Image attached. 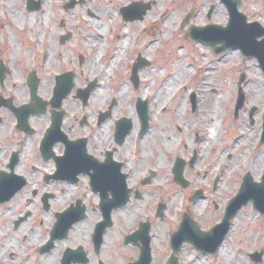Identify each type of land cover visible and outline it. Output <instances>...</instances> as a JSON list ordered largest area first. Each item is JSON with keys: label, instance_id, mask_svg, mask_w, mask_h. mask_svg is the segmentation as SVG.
Here are the masks:
<instances>
[{"label": "flooded vegetation", "instance_id": "1", "mask_svg": "<svg viewBox=\"0 0 264 264\" xmlns=\"http://www.w3.org/2000/svg\"><path fill=\"white\" fill-rule=\"evenodd\" d=\"M22 1L30 14L45 3L38 0L39 10L28 11ZM87 2L73 9L63 3L61 9L72 16ZM218 4L227 14L226 5ZM126 5L112 8L115 16L100 7V15L108 14L101 22L82 9L93 19L87 26L67 18L31 41L23 36L27 45L0 33V264H191L183 259L185 248L216 264L235 231L233 218L209 252L192 242L212 234L224 217L226 208L215 221L204 210L208 202L219 209L211 196L222 180V163L214 162L213 146H205L201 116H193L198 84L197 92L189 88L180 122L174 112L166 114L174 104L172 80L167 90L159 91L162 80L152 93L146 73L153 68L149 57L155 40L146 39L152 25L144 22L152 3L131 1L136 13L130 14L120 8ZM217 7L212 4L206 16ZM198 13L194 9V16ZM183 38L206 48L212 63H232L236 53L256 62L218 37L209 45L192 40L187 30ZM119 41L127 44L114 60ZM260 77L258 89L246 78L237 80L235 93L243 94L238 111H246L249 87L264 101L261 70ZM257 112L255 106L249 109L251 125ZM258 131L257 142L264 146ZM179 199L187 205L178 212ZM249 205L258 228L246 258L264 264V215Z\"/></svg>", "mask_w": 264, "mask_h": 264}, {"label": "rangeland", "instance_id": "2", "mask_svg": "<svg viewBox=\"0 0 264 264\" xmlns=\"http://www.w3.org/2000/svg\"><path fill=\"white\" fill-rule=\"evenodd\" d=\"M131 1L138 0H93L92 2L88 0L84 6L77 7L73 11L72 16H69L62 12L61 9L63 3L67 2V0H44L45 3L41 10L36 13L32 12L31 14L25 11L22 0H0V33L11 34L9 36L16 37L21 45H27L25 44L27 43L25 38L31 41L32 36L38 35L39 31L46 28H53V26H59V22L67 18L72 25L82 24L87 26L90 20L93 19H89L87 15L83 14L82 9L92 11L94 14L96 13L100 19L98 22H101L103 18L108 20V15H100L98 13L100 7L104 13L107 11L114 15L112 8L117 4H127L126 6L120 7L121 9L126 8ZM141 1L145 3L149 1L152 3V9L146 15L144 21L146 25H152L151 36H146V39L155 40L154 48L150 51L151 56L149 57L152 60L153 68L149 70V74L146 73V78L150 79L152 83L150 84V88L153 86L152 93L162 83L161 81L165 74L172 75L173 73H177L178 70L186 68V76L183 81L187 88V95L189 94V88L191 86H194L193 89L195 88L196 91L195 85L197 84V91L200 93L198 96L199 103L193 115L195 120L200 116H205L208 113L210 104L219 98L218 112L222 116L219 118L222 125L218 131L217 145L213 146V160L218 164L222 163L223 175L222 180L217 185L218 191L211 196V199L215 201L219 209L214 210L209 202L204 207L205 213H208L211 216L210 219L215 221L217 219L216 217L221 214V211L226 208L229 201L238 192L243 174H250L253 181L258 182L264 169V154L260 155V151L264 146L257 142L259 136L258 130L260 129L262 121L260 107L262 106L264 108V101L258 98L255 99L253 94L256 92L252 87L251 89L249 87L247 95L250 102L246 111H239L237 116H235V111L233 110L237 101V95L234 90L237 80H245L246 78L247 82L249 80L254 84V88L258 89L262 84L260 70L257 69L254 60L245 61L237 57V53L232 56L234 58L232 63H212L210 62L212 60L210 59V53L206 48L202 49L199 45L194 44V42L183 38V31L186 32L192 26L202 28L206 25L215 24L224 27L228 20V15L226 14L225 8L218 4V0ZM240 2L241 6L239 11L243 15L246 14L249 21H258L260 24H263L261 17L264 14L263 0H240ZM212 4L218 7L209 18L206 16V13ZM191 9H195L199 13L193 16L188 25L182 30L180 28L181 23L185 18L184 16ZM219 19L221 22H219ZM1 37L2 35H0V41ZM28 46L30 47V45ZM247 68L249 70L246 71ZM241 73H246L244 74L245 78H240ZM172 82L174 87L178 83L175 81V78H173ZM174 92V101L172 100L174 104L170 105L166 114L174 112L175 116L173 117H177L180 122L184 117L182 111H184V108H188L187 95L184 96V100H181L183 96L182 90L176 87ZM125 94L132 95L129 91H126ZM180 103H183V105L179 113L176 112V107ZM251 106H255L256 110H258L253 116V125L248 120V113ZM189 124L191 125L190 122ZM237 127L241 128L240 131L243 134L238 131L239 129ZM240 133L244 137L243 143L239 148L232 149L230 142L238 137ZM222 150H225L224 157H221L220 154ZM242 155L246 158L244 163H241L243 159ZM249 204L243 206L234 216L235 231L223 243V252L220 257L216 258V264H249L246 258V252L249 250L251 241L255 239V232L258 228L256 227L257 220L255 219L257 215ZM174 205L177 207L176 211L179 212L183 210V205H187V202L184 199H179ZM198 206L196 208L199 210ZM183 252V259L191 264L194 263L192 261L198 255L188 248H185ZM202 264H214V261L211 259L208 261L203 260Z\"/></svg>", "mask_w": 264, "mask_h": 264}, {"label": "water", "instance_id": "3", "mask_svg": "<svg viewBox=\"0 0 264 264\" xmlns=\"http://www.w3.org/2000/svg\"><path fill=\"white\" fill-rule=\"evenodd\" d=\"M83 0L80 1L82 3ZM227 7V15H229L228 24L226 27L221 28L219 26H205L203 28L192 27L189 30V37L193 40H206L209 45H213V37L224 40L225 43H231L232 47L240 48L246 57H255L258 60L259 67H261L264 75V41L258 42L257 37L262 36L264 33L258 23H246V16L242 15L238 11L239 0H220ZM27 8L29 11L37 10L38 5L33 0H27ZM75 5L74 1L65 5V8L71 9ZM136 13L131 6L124 9V13ZM210 13V12H209ZM193 11L186 15L184 24H187L192 18ZM231 36V41L227 42V39ZM222 40V41H223ZM242 96L238 97V104L236 111L241 106ZM264 120V116H263ZM262 141L264 142V121L262 124ZM241 188L228 204L224 220L221 224L212 228V234L201 237L193 238L192 242L197 249L208 250L214 249L221 241L225 232L228 230L229 221L237 213L238 210L247 202H252L253 206L264 214V171L262 181L259 184L252 182L251 177L246 175L243 178ZM185 230L182 226L181 231Z\"/></svg>", "mask_w": 264, "mask_h": 264}, {"label": "bare ground", "instance_id": "4", "mask_svg": "<svg viewBox=\"0 0 264 264\" xmlns=\"http://www.w3.org/2000/svg\"><path fill=\"white\" fill-rule=\"evenodd\" d=\"M106 15H108V14H106ZM111 20H115V17H112ZM219 22H221L220 19H219ZM92 23H94V21H92ZM101 28H103V27H101ZM126 44H127L126 41H119V47H118L117 51L115 50V52H117L116 53L117 55L115 56L114 60L119 59V57H118L119 51H120V49H123ZM173 66H176V65H173ZM186 71H187L186 68H184L183 70H178L177 73H173L172 75L165 74L162 78V80L164 82L163 86L161 89H159V91L163 92L164 90H167L166 89V86H168V85H166V83H168L167 81L173 80V78H175V81L178 83L174 87V90L176 87L179 90H182L183 96H182L181 100H184V96H186L188 93V92H186L187 88L185 87V84L183 81L184 77L186 76ZM254 98L256 99V98H258V96L255 95ZM218 99H217V101L210 104V108L207 111L208 113L205 116L201 117L200 122H199L200 126H202L201 128L203 130H207V133H208V140L205 143L206 147H208V146L212 147L214 145H217V140H218V135H219L218 131H219L220 126L222 125V122L219 119L222 116H220L219 112H218V106H219V102H220ZM182 105H183V103H180L179 105H177V107H176L177 112H180L182 110ZM238 129H239L238 131L243 134V132L240 131L241 128L239 127ZM241 133L238 137L234 138L230 142L232 149L239 148L240 145L243 143L244 137H243V135L241 136ZM254 141H255V139H254ZM218 144H220V143H218ZM224 152L225 151H222L220 153L221 157L222 156L224 157ZM245 153H246V151H245ZM262 154H264V148L261 149V151H260V155H262ZM242 156H243V159H242L241 163H244L246 161V158H244V155H242ZM193 212L196 213L195 210H193ZM220 250H221L220 251V255H221L223 250H222V248ZM203 260H204L203 257L201 258L199 256V257H195V259L192 262H194L193 264H202Z\"/></svg>", "mask_w": 264, "mask_h": 264}]
</instances>
